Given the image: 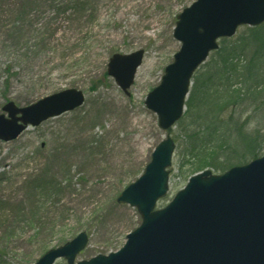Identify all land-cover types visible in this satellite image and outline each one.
I'll return each mask as SVG.
<instances>
[{
    "label": "rangeland",
    "instance_id": "obj_1",
    "mask_svg": "<svg viewBox=\"0 0 264 264\" xmlns=\"http://www.w3.org/2000/svg\"><path fill=\"white\" fill-rule=\"evenodd\" d=\"M28 1L0 0V113L9 101L28 106L71 88L86 98L13 141L0 140V223L8 212L19 221L0 264H33L82 231L89 243L78 259L88 260L119 250L141 224L137 209L117 197L167 136L145 100L181 47L174 37L177 16L195 0H88L80 15L72 8L58 11L50 0ZM139 49L145 57L127 94L108 75V63L115 53ZM236 118L251 119L247 134H264V111ZM182 130L179 121L169 130L176 143L170 189L157 207L167 205L193 174L183 156ZM43 176L62 182L64 192H34L33 181ZM40 198L39 213L47 217L30 224L26 214ZM10 225L0 224V237ZM37 232L40 237L30 236Z\"/></svg>",
    "mask_w": 264,
    "mask_h": 264
},
{
    "label": "water",
    "instance_id": "obj_2",
    "mask_svg": "<svg viewBox=\"0 0 264 264\" xmlns=\"http://www.w3.org/2000/svg\"><path fill=\"white\" fill-rule=\"evenodd\" d=\"M263 22L264 0H195L183 9L174 29L181 47L145 100L162 129L169 130L183 116L193 76L219 48V40L233 37L241 26ZM144 56L145 50L139 49L115 53L109 60V76L127 94ZM84 102V92L75 88L23 107L9 101L0 113V140L13 141L29 126ZM175 147L167 134L143 173L117 197V202L135 207L142 219L119 250L77 260L89 243L88 233L82 231L34 264L59 259L68 264H264V155L224 173H196L167 205L157 207L170 188Z\"/></svg>",
    "mask_w": 264,
    "mask_h": 264
},
{
    "label": "trees",
    "instance_id": "obj_3",
    "mask_svg": "<svg viewBox=\"0 0 264 264\" xmlns=\"http://www.w3.org/2000/svg\"><path fill=\"white\" fill-rule=\"evenodd\" d=\"M51 1L58 11L72 8L75 15L82 14L88 2ZM186 105V113L179 124L183 129V156L189 158L187 163L191 168L188 171L194 174L211 167L222 173L259 157L260 148L264 146V134L260 130L247 134L245 129L251 119L240 122L236 116L247 111H264V23L242 26L234 37L220 40V47L211 53L195 73ZM240 108H243L241 114L238 112ZM33 183L34 192L46 195L64 192L62 182L56 181L54 177L43 176ZM52 189L55 191L49 193ZM40 201L41 198L35 201L36 208L33 205L31 213L26 214L30 224H37L47 217L39 213V209L43 208V205L40 207ZM3 216L0 224H11L9 228L12 232L9 230L1 234L0 259L6 255V244L19 228L15 225L19 221L13 213L8 212ZM43 225L44 222L40 224ZM41 233L30 236L40 237Z\"/></svg>",
    "mask_w": 264,
    "mask_h": 264
}]
</instances>
